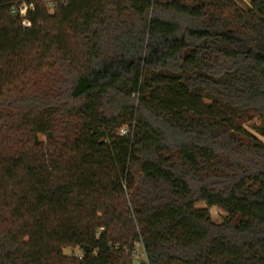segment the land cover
Listing matches in <instances>:
<instances>
[{
  "label": "trees",
  "instance_id": "obj_1",
  "mask_svg": "<svg viewBox=\"0 0 264 264\" xmlns=\"http://www.w3.org/2000/svg\"><path fill=\"white\" fill-rule=\"evenodd\" d=\"M261 138L264 0H0V264H264Z\"/></svg>",
  "mask_w": 264,
  "mask_h": 264
},
{
  "label": "rangeland",
  "instance_id": "obj_2",
  "mask_svg": "<svg viewBox=\"0 0 264 264\" xmlns=\"http://www.w3.org/2000/svg\"><path fill=\"white\" fill-rule=\"evenodd\" d=\"M250 1L251 0H237V2L239 3V5L243 8H248L250 5ZM50 11V10H49ZM50 13H52V11H50ZM54 78V76H52V74L47 73V75L45 76V79L43 80V83H41L43 86H47L48 82L50 80H52ZM247 129L253 133L254 135H256L257 137L258 134H256L253 130H251L250 128L247 127ZM261 140L264 142V139L261 138ZM198 208L202 209L205 208V205L203 204H199ZM211 216L212 219L215 223L217 224H221L224 221V213L217 207H214L211 209ZM75 253H77V250H75V248H67L64 249V254L68 257H73L75 256ZM133 264H146V258L142 252V249L140 247H138V252H137V256H136V260L134 261Z\"/></svg>",
  "mask_w": 264,
  "mask_h": 264
},
{
  "label": "built area",
  "instance_id": "obj_3",
  "mask_svg": "<svg viewBox=\"0 0 264 264\" xmlns=\"http://www.w3.org/2000/svg\"><path fill=\"white\" fill-rule=\"evenodd\" d=\"M29 11H32V12L35 11V7L33 4L31 5L23 4L19 8L17 7L13 8V11H12L13 14H19L24 19L23 25L26 28L31 27V22L27 19V15Z\"/></svg>",
  "mask_w": 264,
  "mask_h": 264
},
{
  "label": "crops",
  "instance_id": "obj_4",
  "mask_svg": "<svg viewBox=\"0 0 264 264\" xmlns=\"http://www.w3.org/2000/svg\"><path fill=\"white\" fill-rule=\"evenodd\" d=\"M250 6V5H249Z\"/></svg>",
  "mask_w": 264,
  "mask_h": 264
}]
</instances>
